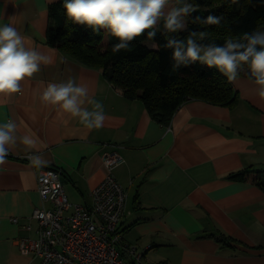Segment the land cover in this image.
<instances>
[{
	"label": "crops",
	"instance_id": "crops-1",
	"mask_svg": "<svg viewBox=\"0 0 264 264\" xmlns=\"http://www.w3.org/2000/svg\"><path fill=\"white\" fill-rule=\"evenodd\" d=\"M55 1L0 0V19L10 18L28 46L53 58L25 78L19 92L0 95V120L11 117L21 134L40 138L46 165L61 170L73 203L90 204L91 190L108 172L102 155L119 152L124 161L113 173L128 191L119 227L126 244L140 251L152 245L144 253L146 263L264 264V191L229 178L244 168L264 170V99L252 78L239 75L232 82L239 96L235 106L190 99L164 125L142 101L127 98L102 68L48 43V9ZM70 76L102 101L104 127L89 130L78 118L41 103L46 83ZM40 205L37 168L20 145L0 165V264H38L18 239L37 236L38 222L29 216ZM217 232L244 245L223 246L211 235Z\"/></svg>",
	"mask_w": 264,
	"mask_h": 264
},
{
	"label": "clouds",
	"instance_id": "clouds-1",
	"mask_svg": "<svg viewBox=\"0 0 264 264\" xmlns=\"http://www.w3.org/2000/svg\"><path fill=\"white\" fill-rule=\"evenodd\" d=\"M62 5L74 23L97 33L103 29L118 38L113 44L114 51L129 49L131 42L142 34L141 43L159 48V34L165 41L162 47L171 49L173 68L199 62L233 82L246 67L257 85V95L264 99V26L239 35H226L223 43H217L206 28L189 27V18L203 26L220 25L223 19L212 12L193 16L198 10L195 0H62ZM52 63L51 56L27 45L25 36L10 18L8 22L0 19V95L19 92L25 78L33 77L42 65ZM40 101L78 118L89 130L104 127L106 113L102 101L90 96L88 86L78 83L75 77L46 83ZM20 145L24 146L32 166L42 168L48 163L39 151L43 142L35 133L21 134L19 124L11 117L0 120V165Z\"/></svg>",
	"mask_w": 264,
	"mask_h": 264
},
{
	"label": "trees",
	"instance_id": "trees-1",
	"mask_svg": "<svg viewBox=\"0 0 264 264\" xmlns=\"http://www.w3.org/2000/svg\"><path fill=\"white\" fill-rule=\"evenodd\" d=\"M198 5L193 16H207L209 12L222 15L220 25L203 26L192 23L190 28H206L211 39L223 43L226 35H239L264 26V0H195ZM47 41L81 63L102 68L105 77L121 88L129 99L143 102L151 117L169 126L177 110L190 99H201L230 107L238 103V92L232 82L213 68L199 62L173 68L171 49L162 47L164 37L157 35L161 47H147L141 37L131 42L127 50H113L118 38L105 30L93 32L90 27L74 23L66 16L62 0L49 5ZM147 31V30H145ZM181 35L186 36L187 33ZM152 42V41H149ZM240 75L249 76L247 68ZM250 77V76H249ZM229 178L249 182L264 191V170L244 168ZM226 247L242 244L224 233H212Z\"/></svg>",
	"mask_w": 264,
	"mask_h": 264
},
{
	"label": "built area",
	"instance_id": "built-area-1",
	"mask_svg": "<svg viewBox=\"0 0 264 264\" xmlns=\"http://www.w3.org/2000/svg\"><path fill=\"white\" fill-rule=\"evenodd\" d=\"M102 161L108 172L91 190L88 205L70 201L59 168H37L42 205L29 216L38 222L37 236L19 238L18 245L23 252L32 253L38 264H148L144 253L152 245L140 251L136 245L126 244L119 227L128 191L113 169L124 159L114 150L105 152ZM26 227L30 229L31 224Z\"/></svg>",
	"mask_w": 264,
	"mask_h": 264
},
{
	"label": "rangeland",
	"instance_id": "rangeland-1",
	"mask_svg": "<svg viewBox=\"0 0 264 264\" xmlns=\"http://www.w3.org/2000/svg\"><path fill=\"white\" fill-rule=\"evenodd\" d=\"M190 19V18H189ZM149 44H151L152 42H148Z\"/></svg>",
	"mask_w": 264,
	"mask_h": 264
}]
</instances>
